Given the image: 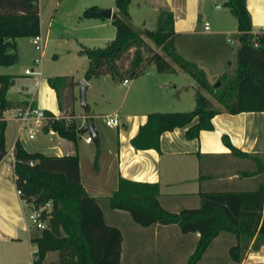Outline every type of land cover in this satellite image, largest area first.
Masks as SVG:
<instances>
[{"label":"crops","instance_id":"0c3cea01","mask_svg":"<svg viewBox=\"0 0 264 264\" xmlns=\"http://www.w3.org/2000/svg\"><path fill=\"white\" fill-rule=\"evenodd\" d=\"M140 1L144 8L147 6L146 9L151 11V19H155L156 24L161 11L168 10L173 13L175 31L173 44L176 51L188 61H190L188 56L175 46V39L179 34L187 33L199 39H213L218 35L231 32L228 28L230 27L229 19H222L215 23L206 13L208 8L206 4L204 7L206 2L212 4L210 7L212 11H218L221 8L229 9L224 6L226 0ZM74 4L78 34L71 38L58 36L56 43L58 41H62L61 44L68 42L67 45L61 47L58 43L61 51L59 52L55 46V49L49 53L56 59L62 55L66 58L68 61L65 65L66 72L49 74L45 77L46 82L44 83L42 70L37 86L32 77L23 72L22 75L26 81L21 84V89L24 91L28 88V81L33 82L31 96L16 100L8 98L15 104L24 103V105L32 98L33 105L59 117L74 113L73 120L79 129V136L76 141H71L59 136L57 132L52 134L49 130L45 131V125L42 130H38L33 139H30L27 134L20 135V123L15 118L16 114L5 118L3 113L7 126L5 130L6 152L0 158V264H32V253L36 248L31 242L35 234L32 228H27L25 222L26 208L29 210V207L22 204L16 192L13 156L16 142H19L29 152H39L46 156L78 155L83 187L90 196L98 200L106 223L121 231L123 240L120 264H187L196 248L200 237L199 232L182 233L176 224L154 223L141 226L135 223L130 215H128L130 218L126 219L125 211L111 209L108 205V197L117 190L119 179L123 178L137 183L158 184V200L161 206L170 212L198 208L201 204V196L212 193L243 195L242 206H264V114L260 111L236 114L218 113L212 118L213 128L201 130L197 138L187 139L185 137L186 127L175 128L161 135L159 151L154 148L135 149L131 144V139L146 123L148 114L193 109L196 82L193 77L184 72L171 73L181 77L167 79V82L161 77V74L165 72L159 73L156 69L154 71L144 70L141 75L128 80L127 83H123L116 77L104 75L94 78L106 80L104 89L100 92V98L95 99L92 95V100L87 104L89 111L85 112L81 106L79 110L76 106L79 92L78 81L85 79L84 72L88 64L86 62L81 72L74 66L78 63L85 65L83 58L87 57L79 51L83 47L90 48V41L97 40L102 31L113 26L111 18H85L83 12L88 7L97 6L99 9L110 8L114 13L116 6L115 3L108 1L105 4H92L89 0H74ZM246 6L251 17L252 32L259 33L264 27V0H246ZM128 9L132 22L133 6L131 3ZM146 20L142 22L143 25ZM206 22L209 23L207 30L204 29ZM55 24L56 22L50 21L49 27L44 28L40 19L39 33L46 39L43 62L48 53ZM113 33L115 36V27ZM30 39L28 42L32 46ZM228 39L227 42H232ZM238 45L239 43L236 50ZM16 48L18 60L27 61L28 59L30 62V66H25V71L33 65V59L37 53L29 49L23 50L18 41H16ZM232 54L235 55L236 51H232ZM233 55L232 58L225 57L231 74L234 73L236 67V59ZM226 60L217 61L216 65L213 62H206L208 66L202 64L199 58L190 62L204 69L209 82L212 83L213 81L218 82L223 72L229 73L225 70L227 69ZM55 76L72 78L73 85L66 86L62 91L65 97L62 103H59L55 90L47 81L48 78ZM176 78H181L187 83ZM91 80L87 81V90L91 87ZM20 109H16V113ZM109 114L119 117V126L109 127L106 124H97V119L104 120V116ZM65 119L69 118L66 116ZM11 122L15 123L13 128L10 125ZM86 122L95 124L98 141L93 138V142H85L89 133L82 132L81 128ZM223 136H227L236 149L251 156L233 153L231 148L224 143ZM261 191H263V197L260 195ZM234 206L237 207V203ZM237 213L240 212L237 211ZM257 235L258 231L253 234L242 261L234 262L229 256V249L237 244L242 246L245 243L243 238L245 233L239 228H232L229 224V228L222 230L213 239L202 258L195 264H201L202 260L207 257L210 263L206 261L203 264H264L263 235L260 236L263 240L261 239L262 242L258 248L251 249ZM216 242L224 247L223 261H218V250L214 249L215 253H209L208 256L210 247Z\"/></svg>","mask_w":264,"mask_h":264},{"label":"trees","instance_id":"16d2710c","mask_svg":"<svg viewBox=\"0 0 264 264\" xmlns=\"http://www.w3.org/2000/svg\"><path fill=\"white\" fill-rule=\"evenodd\" d=\"M113 1L116 6L111 18L115 27L114 38L102 47H83L79 51L88 59L84 72L86 81L104 75L121 81L132 80L144 72L146 62H154L159 73L184 72L196 82L193 109L148 114L146 123L131 139L135 149L154 148L159 151L161 135L175 128L186 127L185 137L197 138L201 130L213 128L212 118L218 113L260 111L264 114V32H252L246 0L225 2L237 20L239 45L234 73L222 74L218 78L217 87L209 82L204 69L176 51L171 11L163 10L159 13L154 30L143 28L137 31L130 23L128 8L132 0ZM99 10L96 6L88 7L83 17H101ZM39 30V0H0V68L17 62V38H31ZM47 81L55 90L59 103H62L65 98L62 91L66 86L73 85L72 78L55 76ZM13 82L12 75L0 73L2 155L6 152L7 126L3 113L25 106L24 103L15 104L9 100L8 88ZM46 113L54 116L48 111ZM74 115L68 113L55 118L47 123L44 130L51 128L59 136L76 141L79 129L73 120ZM66 116L71 120L69 123ZM222 138L233 153L251 156L236 149L227 136ZM13 156L15 184L21 190V198L34 208L47 201L51 202L46 226L40 230V234L31 238L36 246L32 264H46L45 258L51 252H55L57 258L49 264H120L123 240L121 231L106 223L98 200L83 187L78 155L46 156L39 152H29L16 142ZM158 195L159 186L156 183H137L120 178L117 190L107 200L111 209L128 212L133 221L141 226L176 224L182 233L199 232L196 248L187 264H195L200 260L213 239L222 230L228 229L229 224L245 233V243L229 249L232 261H242L256 231L258 235L251 249L258 248L262 242L260 236H264V206H242L243 195L203 194L198 208L182 209L179 212L165 210Z\"/></svg>","mask_w":264,"mask_h":264},{"label":"rangeland","instance_id":"374dc122","mask_svg":"<svg viewBox=\"0 0 264 264\" xmlns=\"http://www.w3.org/2000/svg\"><path fill=\"white\" fill-rule=\"evenodd\" d=\"M89 1L92 4H105L106 1L114 3L113 0H89ZM205 4L208 7L206 10V13L208 14L209 17H211L214 20L215 23H218V21H221L222 19H226V20L229 19L230 27L228 28H230L231 32L226 33L224 35H218L214 37L213 39H199L197 37L190 36L187 33H181L175 39V46L178 47L181 50V52H184L188 56L190 61L198 60L199 58L202 60L203 62L202 64L208 66L209 64H207L206 62H213V64L216 65L217 61L221 62V60H224V59L226 60L225 58L226 56H228L229 58H232V55H233L232 51L233 52L236 51V46L239 43V39H238V31H237V20L234 14L229 9H225V8H221V10H218V11L216 10L212 11L211 10L212 8H210L212 7V4L205 2L204 7L206 6ZM131 6H133V10H132L133 20L132 22L130 21V23L132 24L134 29H136L137 31H141L143 30L144 27L150 30H154L156 28L155 19L154 20L153 18L151 19V16H152L151 11L150 10L148 11V9H146L147 6H145L146 8H144L143 3H141L140 0H132ZM39 8H40L41 24L44 28L49 27L50 21L56 22L52 30V39L50 40L48 53L43 62V69H42L43 76L42 77L44 78L43 82L45 83L46 82L45 77L48 76L49 74H52L54 72H66L65 65L68 63L66 58L63 55L62 56L60 55L61 57L59 59H56L52 57V55H50L49 53L55 49V46L59 52L61 51V48L58 45V43L61 44L62 41L61 42L58 41V43H56V39L58 36L64 37V38H71L78 34L77 24H76L77 13H76L74 0H63V1L62 0H40ZM56 11H57V14H56ZM146 18L148 19L146 20ZM144 20H146L145 25H143L142 23ZM110 27L111 28H106L104 31H102L103 33L102 32L100 33L99 38L97 40H93L89 42V46H91L90 48L102 47L106 44L105 42L107 40L114 37V33L112 34V31H114V25ZM228 38L232 42L230 43L227 42ZM28 39L29 38L21 37V38H17L15 41H18L20 43V46L23 50L26 51L29 49L32 52L37 53L34 50L33 45L30 46ZM30 42H31V39H30ZM67 43L68 42L61 44V47L64 45H67ZM193 49H195L196 51H194ZM233 56L236 59V54ZM83 59H85L84 60L85 65L83 64L81 65L79 63L77 65H74L79 71L81 70L83 66H86V62L88 63L87 58H83ZM227 62L228 61L226 60L225 65ZM25 66H30V62L28 61V59L27 61L17 60V62L13 65L3 66L0 68V73L11 74L14 77L15 81L8 88V93H7L8 97L12 100L20 99L21 97H24V96L27 97L28 95L31 96V93L33 92V89H32L33 87L31 85L33 82L31 83L30 81H28L27 83L28 88L26 90L24 89L23 91L21 89V84L26 81L24 79V76L22 75V73L24 72ZM226 68L227 69L225 70H228V69L230 70V66L226 65ZM154 69H156L154 62H148V63L146 62L145 64L146 71H149V70L154 71ZM229 70L227 72L230 73L231 71ZM220 72H223V71H220ZM155 75H159V74H155ZM161 75H162L161 77L166 79L167 82L169 79L170 80L173 79V77H181V76H176L174 74H171V72H165V74H161ZM183 77H187V76H183ZM176 79H181V78H176ZM104 81L106 80L94 79V78L91 80V87L86 91L87 104L88 102L92 100V95L95 99L100 98V92L102 89H104V86H105ZM182 82L187 83V81H184V80H182ZM216 82L213 81L212 84L214 85ZM40 93L42 95V92ZM76 106L78 107L79 110L81 109L80 102H79V96H78V100L76 101ZM15 114H16V109L14 108L4 112L5 118H10L14 116ZM66 121L69 123L71 120L67 119ZM97 124L105 125V121L102 118H99L97 119ZM10 125L13 128L15 123L11 122ZM25 134L26 133L23 131L20 132L21 136H24ZM134 190H138V189H134ZM45 203H50L51 205L50 201H47ZM44 204H40V206ZM26 210H27L26 212L28 213L29 210L27 208ZM50 211H51V206L49 208V213ZM124 213H126L124 215H127L124 217H126V219L127 218L129 219L130 216H128L129 215L128 212L125 211ZM32 231H33V234L35 235L40 234V230L38 229L32 228ZM214 249L218 250L217 251L219 255L218 261H223L224 260L223 254H225L224 247L218 245V242L212 244V246L210 247V251H208V256H209V253L210 254L215 253ZM56 258H57V254L55 252L48 253L45 258V263L49 264L50 261L55 260ZM206 261L210 263V260L207 257L202 260L201 264L205 263ZM211 262L214 263V261H211Z\"/></svg>","mask_w":264,"mask_h":264},{"label":"built area","instance_id":"2783aa9c","mask_svg":"<svg viewBox=\"0 0 264 264\" xmlns=\"http://www.w3.org/2000/svg\"><path fill=\"white\" fill-rule=\"evenodd\" d=\"M204 29H209V23L206 22L204 24ZM261 32H264V27L261 28ZM230 41V39H228ZM31 42L34 47V50L37 52V56L33 59V65L25 69L24 73L31 76L34 84L37 86L39 84V80L42 75V62L44 57V49L46 46V39L40 33L31 37ZM128 80H123V83H127ZM15 118L20 123V131L25 132L28 138L33 139L38 132V130H42L47 123L53 119L59 118V116H51L48 115L44 110L38 108L33 105L32 98L27 102L24 108L17 111ZM105 124L109 127H117L120 125V120L117 115H105L104 116ZM49 133H55L51 128H49ZM85 142L91 143L93 142V137L88 135L85 138ZM18 196L23 205L29 207V212L26 215V225L27 228H35L38 230L43 229L46 226L47 219L49 217V208L50 203H45L40 207H30L29 203H27L24 199L21 198V190L16 189ZM32 253V258L34 257V252Z\"/></svg>","mask_w":264,"mask_h":264},{"label":"water","instance_id":"95a60500","mask_svg":"<svg viewBox=\"0 0 264 264\" xmlns=\"http://www.w3.org/2000/svg\"><path fill=\"white\" fill-rule=\"evenodd\" d=\"M99 15L101 17L110 19L112 18V10L110 8H104V9H100L99 10ZM79 84V92H78V96H79V102H80V106L83 108V110L85 112L89 111V107L87 105V101H86V90L88 88V83L85 79H81L78 81ZM219 85V82H216L214 84L215 87H217ZM82 132H88L89 135H91L95 141H98L97 138V129L95 128V124L93 122H86L83 127L81 128ZM2 157V153L0 151V158Z\"/></svg>","mask_w":264,"mask_h":264}]
</instances>
